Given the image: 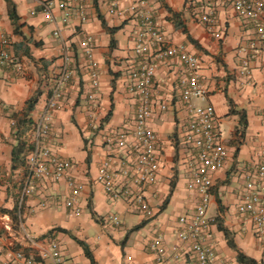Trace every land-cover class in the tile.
Listing matches in <instances>:
<instances>
[{
  "label": "crops",
  "instance_id": "0c3cea01",
  "mask_svg": "<svg viewBox=\"0 0 264 264\" xmlns=\"http://www.w3.org/2000/svg\"><path fill=\"white\" fill-rule=\"evenodd\" d=\"M10 1L15 19L9 0H0V27L10 40L7 51L11 57L9 65H0V227L9 221L14 227L4 230L0 261L7 257L9 248L38 256L48 248L49 239L57 238L62 253L73 264H196L187 255L189 243L178 237L180 217L192 212L197 201L195 192L188 188L183 163L186 111L177 81L179 59L159 61L154 77L162 99L173 103L167 111L157 109L151 121L163 143L158 181L144 190L154 215L147 217L124 197H110L96 181L106 153V130L124 124L135 112L136 99L128 83L138 60L134 47L141 18L132 7L139 4L138 10L152 13L169 43L185 45L202 56L200 73L209 90L202 101L213 104L222 119L229 160L213 173L209 207V215L215 218L210 230L220 264H247L239 259V251L264 264V244L253 222L237 211L244 166L257 159L264 148V33L257 32L256 23L241 17L229 0H119L116 8L122 14L110 12L113 0H72L69 17L59 0ZM45 2H51L50 13L43 10ZM201 5L214 8L218 22L213 28L199 20ZM82 9L87 14L84 21ZM261 21L264 24V14ZM57 28L60 36L54 33ZM87 36L94 39L98 88L92 86L82 46ZM67 46L73 75L61 108L53 113L48 143L56 154L73 162L70 173L83 184L78 198L82 210L74 213L66 206L70 189L61 178L38 180L35 195L27 198L20 213L18 194L27 175L28 145L57 85ZM249 57L247 73L244 65ZM92 91L99 104V130L90 126L88 96ZM32 97L36 100L29 106ZM243 111L246 126L240 120ZM224 123L228 124L226 130ZM110 215H116L119 223ZM25 232L35 241L28 240ZM157 235L164 238L162 257L151 247ZM84 246L89 248L93 263Z\"/></svg>",
  "mask_w": 264,
  "mask_h": 264
},
{
  "label": "built area",
  "instance_id": "2783aa9c",
  "mask_svg": "<svg viewBox=\"0 0 264 264\" xmlns=\"http://www.w3.org/2000/svg\"><path fill=\"white\" fill-rule=\"evenodd\" d=\"M72 0H59V6L65 16L71 14ZM113 0L110 12L122 14L117 9V2ZM236 12L243 18L256 23L257 32L264 33L262 15L264 14V0H229ZM43 10L50 13L51 2H45ZM141 5L132 7L140 16L139 30L135 39L134 51L137 55L136 67L129 77L128 87L136 99L135 112L124 124L106 130L104 146L106 153L102 160L96 181L100 183L106 194L114 199L126 198L137 205L147 217L154 215L144 190L155 185L158 181L162 162L163 143L159 134L151 127V121L158 109L167 111L173 106L171 100H163L159 85L154 80L159 61L179 59L180 67L177 81L181 87V104L186 114L183 124L182 143L184 152V167L188 174V188L196 194L193 211L186 213L179 219V239L189 243L187 255L196 264H220L221 259L212 238L211 226L215 221L209 215V207L214 187L213 173L224 168L229 160V150L224 140L222 119L213 104L195 105L193 99L206 100L209 90L203 82L200 73L202 56L188 51L185 45L169 43L163 28L153 19L149 10H138ZM82 8V7H81ZM81 19H87L85 10L80 11ZM199 20L209 28L217 24L216 12L213 7L201 5ZM60 36V30H55ZM10 40L0 27V65L11 63L7 47ZM82 46L88 58V67L92 76V86L99 87L98 63L94 59V39L87 36L82 40ZM67 46L63 52V65L57 77V85L49 96L40 120L34 126L35 138L28 145V155L25 160L27 175L18 194V207L21 213L27 198L35 195L37 181L50 179L58 181L65 178L70 189L65 199L66 206L74 213H80L82 208L78 198L83 184L76 179L70 169L73 162L56 154L48 139L52 132V116L62 106V99L69 81L73 75V59ZM250 55L252 58L255 54ZM249 59L245 61L244 71L248 73ZM16 71V69H13ZM90 100L91 121L94 130L101 127L97 115V96L92 91ZM241 135V134H240ZM244 185L241 202L237 211L240 217L253 222L259 238L264 244V148L257 159L244 166ZM46 203H42L45 205ZM111 219L119 223L116 215ZM10 221L0 227V241L4 230L12 231ZM25 237L35 241L29 232ZM151 247L159 257L165 254L164 238L157 235L152 239ZM7 257L0 264H73L61 251L57 238L49 239L48 248L42 249L38 256L22 249H7Z\"/></svg>",
  "mask_w": 264,
  "mask_h": 264
},
{
  "label": "trees",
  "instance_id": "16d2710c",
  "mask_svg": "<svg viewBox=\"0 0 264 264\" xmlns=\"http://www.w3.org/2000/svg\"><path fill=\"white\" fill-rule=\"evenodd\" d=\"M9 4H10V14H11V17L15 19V18H16V17H15V10H14V8H13L12 3H11L10 0H9ZM184 30H186L185 27H184ZM35 100H36L35 97H32V98L28 101L29 106H32V105L34 104ZM231 112H235V110L232 109ZM240 120H241V122L243 123V125L246 126L247 121H246V115H245V112H244V111H243V112H240ZM21 148H22V147L20 146V147H19V150H20ZM14 154H15V152H14ZM222 228H223V230H225V232L229 235V232L227 231V229H225L224 227H222ZM229 242H230V244L232 245V247L236 248V245L234 244V242L232 241V239H229ZM84 248H85L86 255L91 259V261H92V263H93V262H94V261H93V257H92V255H91V253H90V251H89V248H88L87 246H84ZM239 259H240L241 261L247 263V264H260V263H258L254 258L248 257V256L244 255L243 253H241L240 251H239Z\"/></svg>",
  "mask_w": 264,
  "mask_h": 264
},
{
  "label": "rangeland",
  "instance_id": "374dc122",
  "mask_svg": "<svg viewBox=\"0 0 264 264\" xmlns=\"http://www.w3.org/2000/svg\"><path fill=\"white\" fill-rule=\"evenodd\" d=\"M198 100H199V101H198ZM198 100L195 99V103H197V104H195V105L198 106V105H203V104H205L204 101H202V100H200V99H198ZM227 126H228V124H226V123L223 124V128H224L225 130L227 129Z\"/></svg>",
  "mask_w": 264,
  "mask_h": 264
}]
</instances>
